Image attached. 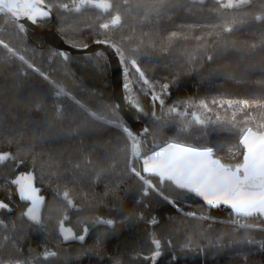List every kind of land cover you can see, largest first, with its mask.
<instances>
[{
  "label": "trees",
  "instance_id": "1",
  "mask_svg": "<svg viewBox=\"0 0 264 264\" xmlns=\"http://www.w3.org/2000/svg\"><path fill=\"white\" fill-rule=\"evenodd\" d=\"M44 2L67 43L106 40L117 48L138 106L130 112L149 130V148L173 141L210 148L231 167L242 163V135L264 130V0L239 8L222 7L226 0H94L110 3L107 11H76L79 0ZM40 25L50 28V21ZM0 42V156L7 158L0 161L7 205L0 209V264H264L261 217L236 231L227 208L210 209L143 175L104 55L64 58L42 33L26 35L3 15ZM244 100L247 107L238 103ZM29 172L46 197L40 226L25 219L28 204L12 185ZM62 223L77 236L88 230L86 242L64 243Z\"/></svg>",
  "mask_w": 264,
  "mask_h": 264
},
{
  "label": "snow or ice",
  "instance_id": "2",
  "mask_svg": "<svg viewBox=\"0 0 264 264\" xmlns=\"http://www.w3.org/2000/svg\"><path fill=\"white\" fill-rule=\"evenodd\" d=\"M246 2L247 0H238V2L228 0L221 6L239 8ZM43 4L44 0H22V2L21 0H0V13L10 14L15 19L25 16L32 22H36L37 17L44 18L49 15V12L43 9ZM82 6L101 8L105 11L111 8V4L107 2L95 3L94 0H79L75 10L80 11ZM63 7L67 8L68 5L65 4ZM120 23L121 17L117 14L112 18L111 25L115 27ZM20 27L23 29L24 25ZM102 27L107 29L109 24H103ZM4 47L7 48V44H4ZM227 103L229 106L232 104L231 101ZM238 103L244 107L249 104L247 100ZM196 119L198 123H203L198 117ZM124 131L132 139L135 148L138 144L136 138L127 128H124ZM239 143L244 149L243 162L238 163L234 168L221 164L219 160L211 159L212 150L210 148L201 151L184 144L169 143L160 151L142 157L143 171L174 181L178 187L203 196L209 205H229L237 215L243 217H264V130L253 131L252 128H248ZM134 155L138 153L134 152ZM5 158L0 156V161ZM131 170L136 176L144 179L141 172L134 167ZM145 183L153 187L150 182L145 181ZM22 190L25 193L24 198L33 203L27 215L32 221L39 222L37 208L39 201L33 195L34 190L31 184L22 185ZM67 195L65 193V198ZM3 208H7V205L0 202V209ZM107 223L110 224L111 221ZM72 238L84 239L83 235L78 237H73L68 233L64 235L66 240ZM49 255H55V253H49Z\"/></svg>",
  "mask_w": 264,
  "mask_h": 264
},
{
  "label": "water",
  "instance_id": "3",
  "mask_svg": "<svg viewBox=\"0 0 264 264\" xmlns=\"http://www.w3.org/2000/svg\"><path fill=\"white\" fill-rule=\"evenodd\" d=\"M22 2V0H21ZM97 3V2H95ZM43 9L45 11L49 12V15L44 18L37 17L36 22H32L30 19H28L25 16H21L19 19L13 18L10 14L7 13H0V16H6L11 23H16L19 28L21 29L20 25H24L23 31L24 34L28 35L29 30L30 31H38L42 33L45 37L46 43L49 44L51 47L54 49H57L58 51L61 52L62 57L65 58L66 54L70 55H76V56H89V55H98L102 54L106 57L109 68H110V74H111V86H112V92H113V98L115 105L119 111V113L126 119V121L131 125L132 129L136 133V136L139 137L141 134L142 137L146 138V135L149 133V130L146 128V126L140 122L136 121L133 116L131 115L130 108H138V106L135 104V99L131 95L128 87V83L126 80V75H125V66H124V61L121 55L119 54L117 48L113 45L112 42L106 41V40H97L94 41L91 44H87L84 46H77V45H72L70 43H67L57 32V28L55 26V14L53 9L47 5L45 2L42 5ZM49 20L50 21V28H45L40 25L42 21ZM199 118L200 121V115L199 114H193L192 118L196 121L197 124H202L198 123L196 118ZM253 131H256L253 129ZM246 132V131H245ZM244 132V133H245ZM243 136V135H242ZM242 138V137H241ZM173 143V142H171ZM169 143L167 144H162L159 145L155 148H148L145 153L140 157V162H141V168H142V173L145 176L151 177V178H156L159 180V183L164 187L166 183H171L177 190L182 191V192H187L197 199H199L204 205H206L210 209H220V208H227L230 210L234 215L239 216L235 213V211L229 206L225 204H217L215 206L209 205L207 201L204 199L203 196L198 195L197 193L191 192L188 189H182L177 186V184L174 181L168 180V179H162L161 177H158L156 175H150L149 173H146L143 171V159L142 157H145L153 152H158L162 148L167 147ZM187 146V145H186ZM191 147V146H190ZM195 148V147H193ZM198 149V148H196ZM198 150H205V149H198ZM3 156V155H1ZM211 159L213 160H219L221 164H224L220 159L216 158L214 156V153L212 151V156ZM7 161V158L3 159L1 162ZM242 162H243V156H242ZM228 166V165H227ZM231 167V166H229ZM234 168V167H233ZM36 176L34 173L29 172V173H23L17 175L13 181L12 185L16 188L18 197L22 203L28 204L27 209L25 210L24 216L25 219L31 223L34 226H40L43 221V211L45 208L46 204V197L42 194V190L40 187L37 186L36 184ZM19 182V183H17ZM31 184L32 189L34 190L33 195L38 199V215H39V222L32 221L30 217L27 215L29 209L33 207V203L31 200H27L24 198L25 193L22 190V185L25 184ZM245 219H254L256 217L260 216H255V217H243L239 216ZM264 220V217H261ZM68 233L71 234L73 237H78L75 233V231L69 227L66 226L64 223L61 224L60 226V235L63 239V242L66 244L69 243H80L84 244L89 236L88 230H84V233L81 234L83 235L84 239H64V235ZM79 235V236H81Z\"/></svg>",
  "mask_w": 264,
  "mask_h": 264
},
{
  "label": "rangeland",
  "instance_id": "4",
  "mask_svg": "<svg viewBox=\"0 0 264 264\" xmlns=\"http://www.w3.org/2000/svg\"><path fill=\"white\" fill-rule=\"evenodd\" d=\"M227 2H228V0H226ZM226 2V3H227ZM235 2H237V1H235ZM123 130H124V128H122ZM129 132H131L130 130H128ZM131 134H132V136H134L135 138H136V141L138 142V144L135 146V148H134V146H133V151H132V155H133V157H135L137 160H139L140 161V157L143 155V153H145L146 152V150L149 148L148 147V144H147V139L146 138H144V137H142V135L140 134L139 135V137L138 136H136V133H134V132H131ZM132 140V139H131ZM133 142V141H132ZM171 142H173V141H171ZM171 142H169V143H171ZM173 143H175V142H173ZM192 147V146H191ZM134 152H136V153H138V155H134ZM243 156V155H242ZM141 163V162H140ZM147 177V176H146ZM146 177H144V179L143 180H145V178ZM145 181H148V182H150V184L151 185H153L152 184V182L150 181V180H145ZM146 184V186L147 187H149V185L147 184V183H145ZM149 188H153L154 189V186L153 187H149ZM173 199V198H172ZM169 201V200H168ZM170 202V204H171V201H169ZM175 209L177 208V209H179V210H182V208L178 205V202L176 201H174V205L173 204H171ZM176 209V210H177ZM183 211V210H182ZM242 218V217H241ZM233 222H234V220H233ZM248 225V227H245V226H247ZM235 227V226H234ZM236 228V231H238V229H244V228H250V226H249V223L247 222V220H240V223H239V225L237 226V227H235Z\"/></svg>",
  "mask_w": 264,
  "mask_h": 264
},
{
  "label": "built area",
  "instance_id": "5",
  "mask_svg": "<svg viewBox=\"0 0 264 264\" xmlns=\"http://www.w3.org/2000/svg\"><path fill=\"white\" fill-rule=\"evenodd\" d=\"M168 200L171 201V204H173V205H174V201L176 202V200L172 199V198H169ZM177 210L181 211L179 209H177ZM233 220H234V222L231 221V224L233 226L237 227L239 225V223H240V220H246V219L235 215ZM245 227H248V225L245 226ZM238 230H240V229H238ZM48 256H49V254H47V253L44 255L45 258H47ZM36 262L37 261L34 260V259H29V260H19V261H14V262H6V263H3V264H36Z\"/></svg>",
  "mask_w": 264,
  "mask_h": 264
},
{
  "label": "flooded vegetation",
  "instance_id": "6",
  "mask_svg": "<svg viewBox=\"0 0 264 264\" xmlns=\"http://www.w3.org/2000/svg\"><path fill=\"white\" fill-rule=\"evenodd\" d=\"M97 3H100V2H97ZM99 9H101V8H99ZM103 10V9H102Z\"/></svg>",
  "mask_w": 264,
  "mask_h": 264
}]
</instances>
